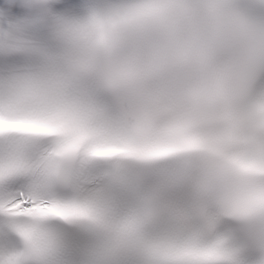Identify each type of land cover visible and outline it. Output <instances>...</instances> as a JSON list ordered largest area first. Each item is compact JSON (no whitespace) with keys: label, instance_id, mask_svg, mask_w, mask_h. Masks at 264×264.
<instances>
[{"label":"clouds","instance_id":"1","mask_svg":"<svg viewBox=\"0 0 264 264\" xmlns=\"http://www.w3.org/2000/svg\"><path fill=\"white\" fill-rule=\"evenodd\" d=\"M54 2L0 5V58L25 61L0 67V111L18 117L0 123V190L71 187L79 206L0 216V264H49L57 219L94 233L92 264H241L249 251L264 264V22L238 0ZM100 165L147 187L138 215L115 214Z\"/></svg>","mask_w":264,"mask_h":264},{"label":"snow or ice","instance_id":"2","mask_svg":"<svg viewBox=\"0 0 264 264\" xmlns=\"http://www.w3.org/2000/svg\"><path fill=\"white\" fill-rule=\"evenodd\" d=\"M82 2L83 0H67V7L78 8L82 6ZM17 118L16 114L11 111H0V123L7 124L8 127H12L11 121ZM29 118L33 120H54L56 119V114H33ZM34 131L39 132L43 131V129L37 128ZM18 203L22 208H30L39 204L58 206L65 209H72L79 206V202L76 200L69 202L59 201L56 199L54 191H31L25 188L23 181L13 182L6 190H0V216H10L14 206Z\"/></svg>","mask_w":264,"mask_h":264}]
</instances>
